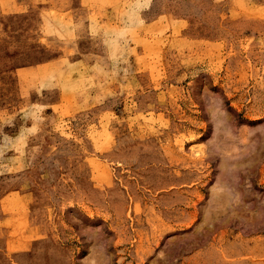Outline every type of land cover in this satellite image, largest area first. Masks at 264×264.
Listing matches in <instances>:
<instances>
[{"label":"rangeland","instance_id":"374dc122","mask_svg":"<svg viewBox=\"0 0 264 264\" xmlns=\"http://www.w3.org/2000/svg\"><path fill=\"white\" fill-rule=\"evenodd\" d=\"M0 264H264V0H0Z\"/></svg>","mask_w":264,"mask_h":264}]
</instances>
